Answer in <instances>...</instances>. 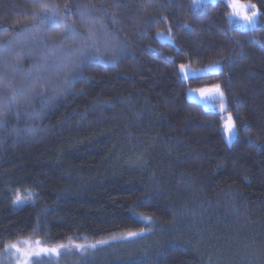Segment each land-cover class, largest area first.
Here are the masks:
<instances>
[{"label":"trees","instance_id":"16d2710c","mask_svg":"<svg viewBox=\"0 0 264 264\" xmlns=\"http://www.w3.org/2000/svg\"><path fill=\"white\" fill-rule=\"evenodd\" d=\"M241 1L254 30L224 0H0V250L146 229L85 264H264V0ZM49 8L72 32L46 22L37 40ZM212 84L230 142L223 113L187 98Z\"/></svg>","mask_w":264,"mask_h":264},{"label":"rangeland","instance_id":"374dc122","mask_svg":"<svg viewBox=\"0 0 264 264\" xmlns=\"http://www.w3.org/2000/svg\"><path fill=\"white\" fill-rule=\"evenodd\" d=\"M217 0H209V3L210 2H215ZM226 3H227V0H224ZM194 2V0H193ZM242 2V1H241ZM243 3H248V2H243ZM256 6V5H255ZM195 7H198V6H195ZM257 8V7H256ZM232 11V10H231ZM231 13V12H230ZM57 15L59 17H62L63 16L59 13L56 12V10L53 8H49L45 11V13L43 14V18H42V21L40 23V25H37L36 27H34L31 31H32V35L33 37H35L37 40H42V38H39V34L42 32L43 28H44V25L46 22H50V21H47L45 19L46 15L47 16H51V15ZM251 14V13H249ZM257 22H258V17H257ZM231 23L233 25H235L236 27H240L244 30H249V28H246L243 23L241 21H237L235 18L233 19V21H231ZM257 24V23H256ZM255 24V26H256ZM65 25H67V23L64 21V19H62L61 21V24L59 26H63V28L65 29V31L68 33V32H72V30L70 29V26L67 25L68 27L65 28ZM254 26V27H255ZM37 29H39L37 31ZM159 38L162 39V40H171V37L168 36L166 37L164 34H159ZM42 41H40L42 43ZM63 41V40H62ZM20 43V42H19ZM23 43V42H21ZM18 44V43H16ZM15 44H10L6 47V49L8 51H11L10 49L12 48L13 50L15 49L14 47ZM13 54V52H12ZM11 54V55H12ZM20 54H16L15 55H12L13 59H11L10 56H8L11 60H10V63L8 62V64H15V58L18 57ZM68 55V54H66ZM59 59L60 56L57 57ZM14 60V61H13ZM216 66V65H214ZM15 67H16V64H15ZM186 68L189 70V72L191 74H187L185 72H182L181 69V73L183 74V76L185 78H188V77H196V76H200V75H203L205 74V72H216L217 70H213L212 66L210 67H206V68H200V69H193L189 66H186ZM216 85H219V84H212V85H205V86H202V87H196V88H189L187 90V98L191 101H195V102H198V103H201L204 107L206 108H212V109H215L217 111H220L223 113L224 117H225V120H224V125L227 121V117L228 116H231V113L229 112H224L225 109H226V101H225V96H224V93L221 89V86H220V91L223 93V97L221 98L218 94H213L212 92H207L205 95H201V90L202 89H212L214 86ZM232 121L234 122L235 124V121L232 117ZM236 127V125H235ZM225 129V128H224ZM226 134V139L227 141H229V136L228 134L225 132ZM235 138L232 137L231 138V141ZM230 142V141H229ZM25 202H27L29 199L28 198H25V197H22ZM148 223L150 225H152V221L151 220H148ZM140 232H143V235L141 236H137V237H129L128 236V233H120V234H116V235H112L108 238H105V239H100V240H90V239H69L67 241H64V242H60V243H52L44 238H41V237H38L37 235H31V236H28V237H24V239H31L32 241H36V240H40L43 242V245L45 246H56V245H59V244H65V245H68L70 242H74V243H94L96 241H105V243L99 247H97L96 249H90L88 252L86 253H83L81 254L78 250H75V249H72V248H68L67 250H64L62 252L61 255L59 256H51V257H43L40 259V264H85L89 261H93V260H96V259H105L106 257H114L115 255L117 254H120L121 251H123V249H127L126 251H129L130 249L134 248V242H137V240H140L141 238H144V236H146L148 233H150V230H142V231H138L137 233H140ZM0 264H15L14 260L12 259L11 255L10 254H7L4 252V248L2 250H0Z\"/></svg>","mask_w":264,"mask_h":264},{"label":"snow or ice","instance_id":"6c2138e0","mask_svg":"<svg viewBox=\"0 0 264 264\" xmlns=\"http://www.w3.org/2000/svg\"><path fill=\"white\" fill-rule=\"evenodd\" d=\"M209 0H194V6L206 7ZM227 6L232 10L229 14V21H233L235 18L237 21H241L246 28L254 30V26L257 23V17L260 15L258 9L254 4L243 3L241 0H227ZM40 7H46L45 5H40ZM70 11V9H66ZM251 13V14H249ZM47 21H50L54 26H59L62 21V17L55 14L45 17ZM68 26L65 25V28ZM39 29H37L38 31ZM22 35V33H21ZM67 35V33H66ZM78 35V34H77ZM92 33L90 30L89 40L92 38ZM85 59H90L86 57ZM213 70H219V66H212ZM180 69L182 72L191 74L185 65H181ZM212 92L213 94H218L221 98L223 93L220 91V86L216 85L212 89H202L201 95H205L207 92ZM11 102H15V95L11 98ZM3 121L0 120V126H3ZM225 132L229 136V141L231 138L236 136V127L232 121V117L228 116L227 121L224 125ZM26 202L20 196L17 195L14 205H24ZM143 235V232H129V237H137ZM105 241H96L94 243H74L70 242L68 245L59 244L56 246H45L40 240L32 241L29 239L18 238L14 242H7L4 245V252L10 254L15 264H40V259L43 257L59 256L64 250L72 248L78 250L81 254L88 252L90 249H96L97 247L103 245Z\"/></svg>","mask_w":264,"mask_h":264}]
</instances>
